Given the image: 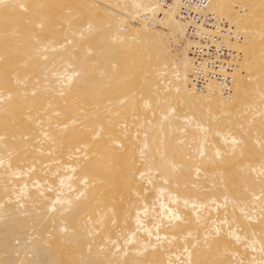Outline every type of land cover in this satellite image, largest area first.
I'll list each match as a JSON object with an SVG mask.
<instances>
[{
	"label": "rangeland",
	"instance_id": "374dc122",
	"mask_svg": "<svg viewBox=\"0 0 264 264\" xmlns=\"http://www.w3.org/2000/svg\"><path fill=\"white\" fill-rule=\"evenodd\" d=\"M222 1L230 102L170 13L0 0V264H264V0Z\"/></svg>",
	"mask_w": 264,
	"mask_h": 264
},
{
	"label": "built area",
	"instance_id": "2783aa9c",
	"mask_svg": "<svg viewBox=\"0 0 264 264\" xmlns=\"http://www.w3.org/2000/svg\"><path fill=\"white\" fill-rule=\"evenodd\" d=\"M154 10L140 11L133 17L123 15L133 24H155L173 13L186 26L185 39L190 43V86L206 93L216 85L220 95L230 102L233 96L234 71L242 53L230 47L243 37L227 19L209 11L213 0H151ZM123 21V22H124Z\"/></svg>",
	"mask_w": 264,
	"mask_h": 264
},
{
	"label": "bare ground",
	"instance_id": "6f19581e",
	"mask_svg": "<svg viewBox=\"0 0 264 264\" xmlns=\"http://www.w3.org/2000/svg\"><path fill=\"white\" fill-rule=\"evenodd\" d=\"M130 2H131V4L134 6V8H136L138 11H139V9H141V11H147V10H154L153 8H151V7H149V5H145V0H129ZM214 2H212V4H211V6H210V9H209V11L211 12V13H221V12H223V8H224V2L222 1V0H213ZM150 2V1H149ZM15 11V8L14 9H12L10 12H14ZM169 20H173L174 19V14L173 13H170L169 14ZM167 22H168V20H167ZM5 44V43H4ZM3 44V45H4ZM183 79L184 80H188V78H187V75L186 74H184V76H183ZM185 87H186V84L184 85ZM214 86V85H213ZM212 85L208 88V90L209 91H214V87H213ZM191 89H193V88H191ZM190 90V89H189ZM185 92V94L187 95V96H190L191 95V92L190 91H188V90H185L184 91ZM201 129L204 131L205 130V127L204 126H202L201 127ZM204 148V147H203ZM202 148V149H203Z\"/></svg>",
	"mask_w": 264,
	"mask_h": 264
}]
</instances>
